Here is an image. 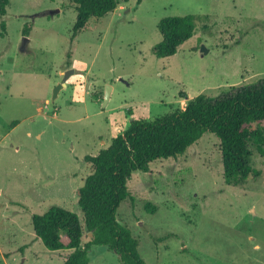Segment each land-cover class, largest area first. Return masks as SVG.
Masks as SVG:
<instances>
[{
  "label": "rangeland",
  "instance_id": "rangeland-1",
  "mask_svg": "<svg viewBox=\"0 0 264 264\" xmlns=\"http://www.w3.org/2000/svg\"><path fill=\"white\" fill-rule=\"evenodd\" d=\"M186 14L196 17L192 37L156 57L158 21ZM75 19L69 0H9L3 16L0 264H62L71 250L46 248L31 222L51 205L77 213L82 244L91 237L77 204L92 171L84 156L107 147L133 119L264 77V0H127L90 17L73 37ZM252 128L260 132L250 142L259 174L241 184L225 182L210 132L176 158L132 172L116 218L137 238L146 264H264V121ZM88 257L89 264H121L105 245H92Z\"/></svg>",
  "mask_w": 264,
  "mask_h": 264
},
{
  "label": "trees",
  "instance_id": "trees-1",
  "mask_svg": "<svg viewBox=\"0 0 264 264\" xmlns=\"http://www.w3.org/2000/svg\"><path fill=\"white\" fill-rule=\"evenodd\" d=\"M69 1L76 10L74 37L90 17H102L127 0ZM141 1L136 0V4ZM8 4L9 0H0L2 34ZM195 18L193 14L161 18L157 23L161 40L153 47L154 55L160 58L175 54L192 37ZM262 121L264 77L254 83L231 86L216 97L199 93L187 99L184 108L151 120L133 119L107 147L95 155L84 156L92 171L79 188L77 204L91 237L82 244L77 213L58 205L31 216L33 231L46 248L71 250L62 264H89L88 251L92 245H105L113 250L121 264H146L139 254L137 238L116 218L120 203L129 195L126 185L132 172H146L156 159L176 158L203 133L210 132L219 139L225 182L241 184L250 175L259 174L251 163L250 142L260 140V132L252 124Z\"/></svg>",
  "mask_w": 264,
  "mask_h": 264
},
{
  "label": "water",
  "instance_id": "water-1",
  "mask_svg": "<svg viewBox=\"0 0 264 264\" xmlns=\"http://www.w3.org/2000/svg\"><path fill=\"white\" fill-rule=\"evenodd\" d=\"M27 39H25L23 41V44H22V48H24V44L26 43ZM67 73H65L66 75ZM63 86V83H58L56 86H54L53 90H52V96H51V105H53L54 103V100L55 98L58 96V93H59V90L60 88ZM109 90H110V87L107 86L106 87V90H105V93H104V96H103V104H105L109 98Z\"/></svg>",
  "mask_w": 264,
  "mask_h": 264
}]
</instances>
